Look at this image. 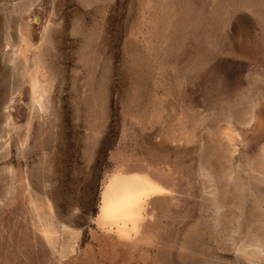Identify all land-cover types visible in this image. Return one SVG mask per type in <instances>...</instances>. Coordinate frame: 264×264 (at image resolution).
Listing matches in <instances>:
<instances>
[{
  "label": "rangeland",
  "instance_id": "obj_1",
  "mask_svg": "<svg viewBox=\"0 0 264 264\" xmlns=\"http://www.w3.org/2000/svg\"><path fill=\"white\" fill-rule=\"evenodd\" d=\"M0 264H264V0H0Z\"/></svg>",
  "mask_w": 264,
  "mask_h": 264
},
{
  "label": "bare ground",
  "instance_id": "obj_2",
  "mask_svg": "<svg viewBox=\"0 0 264 264\" xmlns=\"http://www.w3.org/2000/svg\"><path fill=\"white\" fill-rule=\"evenodd\" d=\"M165 192L164 187L147 175L118 173L105 188L98 222L129 238L139 231L147 200Z\"/></svg>",
  "mask_w": 264,
  "mask_h": 264
}]
</instances>
